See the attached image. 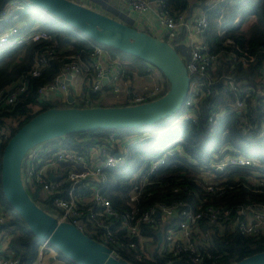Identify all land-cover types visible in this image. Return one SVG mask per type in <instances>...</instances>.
Returning <instances> with one entry per match:
<instances>
[{"label":"built area","instance_id":"built-area-1","mask_svg":"<svg viewBox=\"0 0 264 264\" xmlns=\"http://www.w3.org/2000/svg\"><path fill=\"white\" fill-rule=\"evenodd\" d=\"M132 11L141 14L153 10L162 25L163 32L159 39L175 40L181 35L182 29L188 34L187 46L189 55L185 64L191 78L188 97L180 114L172 124L178 126L188 120H198L197 111L203 100L214 95L213 86L216 81L212 74L218 55L204 40L203 33L208 27V19L203 11L197 15L192 26H188L187 13H172L164 0H122ZM225 0H212L220 5ZM33 5L29 0H0V54L5 49L18 48L34 42L50 41L52 36L46 30L29 26L21 19ZM73 37H69L68 41ZM228 42H232L228 40ZM72 46L65 52L59 53L56 45H47L44 51L35 59L34 67L26 75L25 80L16 89L0 92V107L15 105L28 95V78L39 77L50 62L60 54V72L54 79L38 88L40 98L47 97L51 101L93 107L95 101L90 93L102 92L108 88L114 94L125 92V102L137 105L154 101L162 97V86L154 83L144 92L132 89L126 82L129 72L128 64L101 45L93 44L88 58L82 53H69ZM233 56V61H240L248 66L255 61V56ZM212 70V71H211ZM159 73V74H158ZM140 78L156 81L160 76L157 68L149 66L145 74L133 70ZM264 69L262 70V77ZM81 78V84L86 94L75 96L71 101V86ZM224 91L234 95L233 102H225L219 108L220 112L212 111L209 117L210 126L214 125L223 115L236 112L238 128L246 134L252 132L254 125L249 123L243 113H247L249 105L256 104L257 99L264 97V81L260 85L248 84L232 76H223ZM106 80V81H105ZM124 90V91H123ZM78 107V106H77ZM37 108V110H35ZM29 114L16 118L17 123L12 127L4 124L0 127V156L13 136V129L20 126L28 115L42 109L40 104H31ZM35 110V112H32ZM147 133L121 134L118 131H107L98 140L84 145L79 149L64 141H47L30 149L22 164V179L25 187L39 193V206L48 209L51 215L60 222H67L77 227L86 235L108 246L118 258H123L125 252L137 261L145 264H158L153 253L157 252L171 260H186L194 264H203L205 252L203 244L209 238L208 232H202L198 226L200 219H207L212 225L221 226L232 220V227L248 235L264 234V203L250 204L238 210V217L233 221V212L220 207H209L202 211H193L182 201L172 205L155 204L147 210H142L140 202L150 185L152 176L162 167L170 156L184 155L181 147L168 149L158 158H151L147 166L132 170L129 163L131 146L148 138ZM79 142H86L81 139ZM247 166L259 168L261 164L256 159L245 157L238 152L224 154L209 166L202 167L200 178L208 182L209 192H224L225 187H215V171L227 167ZM1 175V170H0ZM120 176L128 187L124 198L125 210L114 206L106 194L107 185L114 176ZM223 181L219 182V185ZM248 183L256 192H264V174L256 172ZM175 188L174 191H178ZM0 181V224L7 220L5 204L1 196ZM181 216V217H180ZM179 220L175 223L174 218ZM161 218V221L158 220ZM174 223V224H173ZM144 225H150L157 230L158 240L153 235L143 231ZM162 233V238L158 233ZM57 259V251L53 245L44 240L39 249L35 264H50L47 259ZM125 259V258H123ZM126 260V259H125ZM20 260L10 255L8 248L0 253V264H19ZM65 264V263H63Z\"/></svg>","mask_w":264,"mask_h":264},{"label":"trees","instance_id":"trees-1","mask_svg":"<svg viewBox=\"0 0 264 264\" xmlns=\"http://www.w3.org/2000/svg\"><path fill=\"white\" fill-rule=\"evenodd\" d=\"M167 8L172 13H187L189 15L193 7L201 6L208 19V27L203 33L204 40L210 45L211 51L218 55L215 63V78L213 86L214 95L206 98L199 105L196 122L188 120L178 126L172 124L181 111L170 117H166L152 124L140 127L118 129L121 134H142L149 136L137 144L131 146L130 165L132 170L147 166L151 158H158L164 151L181 147L184 155L170 156L166 163L152 176L151 183L147 186L142 196L140 207L147 210L158 203L172 205L186 203L193 211H202L209 207H220L233 212V221L238 217V210L244 206L256 203H264V192H256L248 183V180L256 172L264 174V97L257 99V103L250 104L247 113H243L249 123L255 126L251 133H243L237 126L240 118L238 113L229 112L223 115L214 125L210 126L209 117L212 111L220 112V106L225 102H233L234 95L224 91L225 80L223 76H232L248 84L260 85L264 81L262 70L264 69V0H225L216 5L209 0H197L194 4L191 0H164ZM21 19L28 22L29 26L39 24L42 29L51 34L50 41L34 42L18 48L5 49L0 54V92L7 89H16L25 80L34 67L35 59L47 45H56V50L63 53L72 46L69 53L80 52L88 58L92 51V45L98 44L110 50L112 54L126 61L130 70H138L145 74L151 66L143 59L121 51L115 47L98 43L85 33L73 27L69 23L46 11L40 6H32ZM69 37H73L68 41ZM184 37H178L169 43L178 44L184 42ZM231 40L232 42H228ZM174 46V45H173ZM233 54L238 59L240 56H255V61L244 66L239 60L233 61ZM63 54H60L62 56ZM60 56L52 60L39 77L28 78V95L24 100L15 105L0 107V127L9 118H18L29 114L31 104H40L42 109L28 115L16 131L38 113L52 107H84L75 104L63 103L60 100L51 101L46 96H38V88L50 83L60 72ZM160 72L163 78V90L165 95L170 89V83L165 74ZM212 71V70H211ZM103 92V91H102ZM101 92L90 93L95 101L94 106H127L126 102L117 104H104L100 98ZM162 95V96H163ZM107 129H98L86 132L71 133L50 141H64L79 149L84 145L98 140ZM81 139L86 142H79ZM238 152L245 157L256 159L261 167L231 165L224 170L215 171L217 183L215 187H225L224 192H209L206 187L208 182L200 178L202 167L209 166L224 154ZM3 155V152H2ZM0 156V170L3 156ZM1 181V175H0ZM223 181L220 185L219 182ZM128 184L116 175L110 179L106 194L112 200L114 206L125 210L124 198L127 196ZM35 202L40 195L26 187ZM179 188L178 191H174ZM5 204L7 220L0 224V238L9 239L8 251L10 255L18 257L19 264H35L43 239L37 237L29 228L23 217L11 206L1 192ZM40 202L38 203V205ZM41 206V205H40ZM181 217V216H180ZM161 221V218H158ZM179 220L174 218V223ZM173 223V224H174ZM232 220L218 226L212 225L207 219H200L198 226L202 232H208L209 238L204 247L205 258L203 264H233L245 257L264 251V234L248 235L232 227ZM143 231L158 240L157 230L150 225H144ZM54 247V246H53ZM57 258L66 264H78L64 255L59 249ZM158 264H194L186 260H171L164 258L157 252L153 253ZM122 257L132 264H145L137 261L135 257L123 252Z\"/></svg>","mask_w":264,"mask_h":264},{"label":"water","instance_id":"water-1","mask_svg":"<svg viewBox=\"0 0 264 264\" xmlns=\"http://www.w3.org/2000/svg\"><path fill=\"white\" fill-rule=\"evenodd\" d=\"M69 23L94 41L137 56L161 70L170 83L162 97L127 106L52 107L21 126L3 150L2 191L38 238L47 240L78 264H132L108 246L39 206L22 179L26 153L43 142L71 133L140 127L181 111L191 78L179 50L168 41L73 0H29ZM154 1V0H151ZM106 81V80H105ZM74 99L71 98V101ZM160 240L162 233H158ZM233 264H264V251Z\"/></svg>","mask_w":264,"mask_h":264},{"label":"crops","instance_id":"crops-1","mask_svg":"<svg viewBox=\"0 0 264 264\" xmlns=\"http://www.w3.org/2000/svg\"><path fill=\"white\" fill-rule=\"evenodd\" d=\"M77 3H80L82 5H85L87 7L93 8L97 11H100L102 13H105L121 22L128 23L132 25L133 27L140 29L142 31L148 32L155 37L160 38L161 34L163 32L162 25L159 22L157 14L153 10H149L145 13L138 14L134 11H132L122 0H73ZM192 3H195L197 0H191ZM211 0H209L208 3H210ZM203 12V8L201 6L193 7L192 12L187 15V23L188 26H192L193 21L197 15ZM181 35L179 37H184V42H179L177 44V49L179 52L184 54V56H188V49L187 46L189 43L188 40V34L186 33L185 29H182ZM129 72L126 77L127 84L134 90H137L138 92L142 91L144 87L148 84H144L145 81H148L149 79L146 78H140L139 76H136L133 74V70H130L128 68ZM124 91V90H123ZM86 94V90L83 88V85L81 84V78L77 77V83L75 85L71 86V98H74V95L76 96H82ZM100 98L102 101H117L119 103L125 102V92H122L119 95L114 94L112 91H110L108 88H105L103 92L100 94ZM61 99H63V95H58ZM112 96V97H111ZM117 104V103H115ZM35 192V191H33ZM8 242L9 239H1L0 238V253H4L7 251L8 248ZM47 262L50 264H63L65 262L60 261L57 259L54 260V258H48ZM66 264V263H65Z\"/></svg>","mask_w":264,"mask_h":264},{"label":"rangeland","instance_id":"rangeland-1","mask_svg":"<svg viewBox=\"0 0 264 264\" xmlns=\"http://www.w3.org/2000/svg\"><path fill=\"white\" fill-rule=\"evenodd\" d=\"M35 26L41 28V26H40L39 24H36ZM172 45H174V47H176V48L178 47L177 44L172 43ZM182 57H183V60L186 61V58H185L184 54H182ZM158 74H159V73H158ZM155 82H156V83H160V85H161L162 88H163L164 80H163V78H161V77L159 76V77L156 79V81H153V80L145 81L144 84H148V85H146V86L144 87V89H143L142 91H140V92H144V91H146L148 88L152 87L153 84H154ZM140 92H139V93H140ZM111 97H112V96H111ZM103 103H104V104H114V103H119V102H117V101H112V102H110V101H103ZM35 110H37V108H35ZM35 110H33L32 112H35ZM16 123H17L16 118H9V119H6V120H5V124H6V126H9V127H12V125H14V124H16ZM38 194H39V193H38ZM36 203L38 204L39 201H37ZM46 211H47V212H50L48 209H46Z\"/></svg>","mask_w":264,"mask_h":264}]
</instances>
